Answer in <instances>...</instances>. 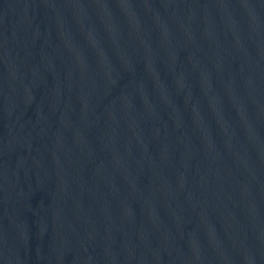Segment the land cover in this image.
<instances>
[{
    "label": "water",
    "instance_id": "obj_1",
    "mask_svg": "<svg viewBox=\"0 0 264 264\" xmlns=\"http://www.w3.org/2000/svg\"><path fill=\"white\" fill-rule=\"evenodd\" d=\"M0 264H264V0H0Z\"/></svg>",
    "mask_w": 264,
    "mask_h": 264
}]
</instances>
